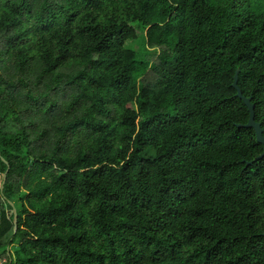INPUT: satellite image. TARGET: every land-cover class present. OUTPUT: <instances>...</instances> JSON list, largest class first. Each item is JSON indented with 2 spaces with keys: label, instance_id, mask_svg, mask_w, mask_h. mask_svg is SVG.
I'll list each match as a JSON object with an SVG mask.
<instances>
[{
  "label": "trees",
  "instance_id": "obj_1",
  "mask_svg": "<svg viewBox=\"0 0 264 264\" xmlns=\"http://www.w3.org/2000/svg\"><path fill=\"white\" fill-rule=\"evenodd\" d=\"M237 71L264 130V0H0V257L264 264Z\"/></svg>",
  "mask_w": 264,
  "mask_h": 264
},
{
  "label": "water",
  "instance_id": "obj_2",
  "mask_svg": "<svg viewBox=\"0 0 264 264\" xmlns=\"http://www.w3.org/2000/svg\"><path fill=\"white\" fill-rule=\"evenodd\" d=\"M234 88L238 91L237 96L244 101L245 105L247 106V108L250 111V118H249V122L247 123V125H245L246 128H252L255 130L256 133V137H257V141L258 143H260L263 146V152L262 154L257 157L254 161H259L261 159H264V130L261 127V124L257 123L255 121V106L251 103V98H246L243 96L241 90L238 87V71L237 74L235 76V81L233 83ZM252 162H250L251 165ZM7 183V176L5 177V180H3V184H2V188H1V192H3V189H5ZM13 205V204H12ZM13 207L15 208V206L13 205ZM18 214L17 211L15 210L14 212V231L16 232L18 229Z\"/></svg>",
  "mask_w": 264,
  "mask_h": 264
},
{
  "label": "rangeland",
  "instance_id": "obj_3",
  "mask_svg": "<svg viewBox=\"0 0 264 264\" xmlns=\"http://www.w3.org/2000/svg\"><path fill=\"white\" fill-rule=\"evenodd\" d=\"M142 45H143L142 41H137L135 43H131L130 47L136 49L137 51L142 52Z\"/></svg>",
  "mask_w": 264,
  "mask_h": 264
},
{
  "label": "built area",
  "instance_id": "obj_4",
  "mask_svg": "<svg viewBox=\"0 0 264 264\" xmlns=\"http://www.w3.org/2000/svg\"><path fill=\"white\" fill-rule=\"evenodd\" d=\"M0 264H9V260L7 258L0 257Z\"/></svg>",
  "mask_w": 264,
  "mask_h": 264
}]
</instances>
